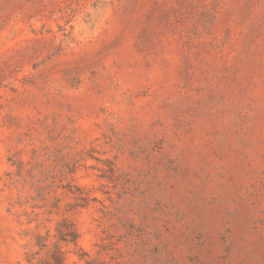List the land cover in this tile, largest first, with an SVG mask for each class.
Returning a JSON list of instances; mask_svg holds the SVG:
<instances>
[{
	"label": "rangeland",
	"instance_id": "374dc122",
	"mask_svg": "<svg viewBox=\"0 0 264 264\" xmlns=\"http://www.w3.org/2000/svg\"><path fill=\"white\" fill-rule=\"evenodd\" d=\"M0 264H264V0H0Z\"/></svg>",
	"mask_w": 264,
	"mask_h": 264
}]
</instances>
